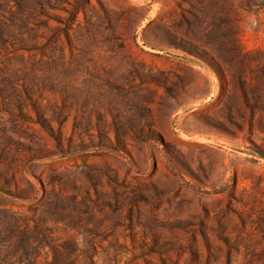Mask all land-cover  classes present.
<instances>
[{
    "label": "rangeland",
    "instance_id": "rangeland-1",
    "mask_svg": "<svg viewBox=\"0 0 264 264\" xmlns=\"http://www.w3.org/2000/svg\"><path fill=\"white\" fill-rule=\"evenodd\" d=\"M0 264H264V0H0Z\"/></svg>",
    "mask_w": 264,
    "mask_h": 264
}]
</instances>
